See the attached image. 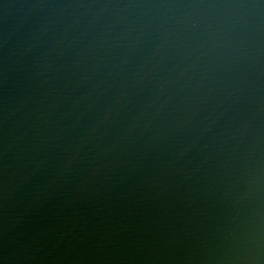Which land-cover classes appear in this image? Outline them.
<instances>
[{
	"label": "water",
	"instance_id": "95a60500",
	"mask_svg": "<svg viewBox=\"0 0 264 264\" xmlns=\"http://www.w3.org/2000/svg\"><path fill=\"white\" fill-rule=\"evenodd\" d=\"M0 264H264V0H0Z\"/></svg>",
	"mask_w": 264,
	"mask_h": 264
}]
</instances>
